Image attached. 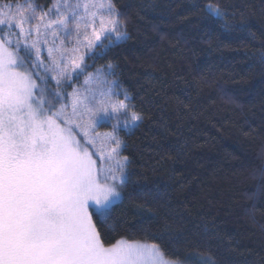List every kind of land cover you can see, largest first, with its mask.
Instances as JSON below:
<instances>
[{
	"label": "trees",
	"instance_id": "1",
	"mask_svg": "<svg viewBox=\"0 0 264 264\" xmlns=\"http://www.w3.org/2000/svg\"><path fill=\"white\" fill-rule=\"evenodd\" d=\"M207 2L114 0L130 38L86 58L72 82L112 63L108 79L144 116L119 133L133 183L114 207L122 226L105 244H161L183 262L264 264V0H219L248 26L230 31L196 7ZM35 3L47 11L53 0ZM165 230L164 242L155 238Z\"/></svg>",
	"mask_w": 264,
	"mask_h": 264
},
{
	"label": "snow or ice",
	"instance_id": "2",
	"mask_svg": "<svg viewBox=\"0 0 264 264\" xmlns=\"http://www.w3.org/2000/svg\"><path fill=\"white\" fill-rule=\"evenodd\" d=\"M39 7L35 0L14 11L0 7V264H184L168 258L161 244H105L122 226L114 207L133 183L119 133L139 127L144 116L119 80L108 79L117 75L112 63L88 72L82 85L72 81L85 74L86 58H102L130 38L122 14L114 0ZM196 7L225 31L248 27L234 24L219 0ZM108 123L112 131H96ZM166 235L155 238L164 242ZM200 259L215 264L211 256Z\"/></svg>",
	"mask_w": 264,
	"mask_h": 264
},
{
	"label": "rangeland",
	"instance_id": "3",
	"mask_svg": "<svg viewBox=\"0 0 264 264\" xmlns=\"http://www.w3.org/2000/svg\"><path fill=\"white\" fill-rule=\"evenodd\" d=\"M4 5H2V6H0V7H3ZM15 10V5H12V11H14ZM4 11L5 12H8L9 11V9L7 8V7H4ZM0 27H2V26H0ZM13 38H15V30H13ZM68 46H71L70 44L68 45ZM82 51H83V49H82ZM42 58L46 61L47 60V52H46V47L43 49V51H42ZM40 71V74L41 75H43V71L42 70H39ZM96 73V72H95ZM94 73V74H95ZM86 76V75H85ZM85 76H83L82 77V80L79 82V84H73V87H75V86H78V85H82V83H83V81H84V79H85ZM51 81V83L53 84V86L56 88L57 87V85H56V82H55V80H50ZM95 81H96V77H95V75H94V77H93V85L95 86ZM73 82V81H72ZM68 86L67 85H61V89H63V90H66V88H67ZM67 91V90H66ZM67 92H72V88L69 90V91H67ZM120 99H123L124 97L123 96H120L119 97ZM59 106H60V103L58 104V103H56V107L57 108H59ZM115 121H112V123H114ZM96 131L97 132H101V133H103V132H110V131H112V124L111 123H108V124H104V125H101V126H99V127H97L96 128ZM74 132H76V134H77V138L78 139H81V137H82V134L80 133V131L78 130V129H74ZM81 142L83 143V140L81 139ZM98 163H99V161H98ZM123 240H125V239H123ZM127 241V240H126ZM128 242H130V241H128ZM205 258H207V257H205ZM184 264H203V262L201 261V259H200V257H198V258H196V259H191V260H189V261H184Z\"/></svg>",
	"mask_w": 264,
	"mask_h": 264
}]
</instances>
